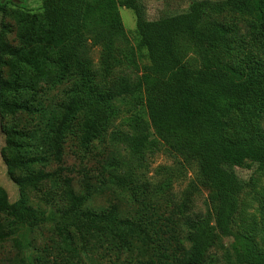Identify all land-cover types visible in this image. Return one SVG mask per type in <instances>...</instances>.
Returning <instances> with one entry per match:
<instances>
[{"label":"trees","instance_id":"16d2710c","mask_svg":"<svg viewBox=\"0 0 264 264\" xmlns=\"http://www.w3.org/2000/svg\"><path fill=\"white\" fill-rule=\"evenodd\" d=\"M5 5L0 0V13ZM120 8L134 13L137 47L145 50L149 62L135 77L123 69H137V62ZM225 8L249 18L251 28L256 29L253 44L260 48L264 0H199L185 12L157 20L147 19L138 0H41L37 12L16 11L17 44L6 40L7 27L0 32V107L10 113L15 110L12 116L19 118L16 125L1 126L7 137L2 159L12 180L20 185L36 178V190L54 181L55 172L41 167L61 160L67 135L77 130L79 146L86 151L123 106L131 110L128 123L135 133H119L116 138L129 154L140 163L146 154L163 148L175 158L196 162L202 184L209 190L212 215L185 217L184 202L179 211L183 236L161 237L158 227L151 229L155 221H161L157 212L152 220L154 214L130 219L117 204L96 208L92 201L102 191L100 184L84 178L83 190L77 193L66 180L62 215L68 222L58 226L63 247L55 248L56 256L48 247L35 255L21 249L31 246L27 231L37 224L19 220L0 188V243L12 241L19 250L14 264H83L80 249H88L87 240L93 235L111 240L118 250H137L148 257L140 264H204L215 241L231 237L229 264H264V251L257 249L251 235L232 233L243 189L234 168H264V59L224 60L236 33L234 25L215 18ZM92 46L100 48L103 80L96 85L88 54ZM190 52L200 64L198 69L186 61ZM201 70L220 71L223 78L207 81ZM64 82L70 84L69 91L54 100L45 86L54 88ZM140 104L147 119L135 109ZM223 173L231 186L216 190ZM110 177L111 183L126 186L124 175ZM20 194L25 214L42 212L28 205L24 188ZM164 218L168 225L161 223V233L176 231H167L173 220Z\"/></svg>","mask_w":264,"mask_h":264},{"label":"rangeland","instance_id":"374dc122","mask_svg":"<svg viewBox=\"0 0 264 264\" xmlns=\"http://www.w3.org/2000/svg\"><path fill=\"white\" fill-rule=\"evenodd\" d=\"M194 1L199 0H138L143 5L149 20L185 12ZM209 1L221 3L223 0ZM2 3L6 5L4 12L0 13V32L3 27H7L6 40L16 45V11L19 8H25L37 12L41 0H2ZM119 13L127 32L129 45L136 51L137 62V69L135 67L123 69L127 75L135 77L149 65V62L145 50H138L137 47L139 38L136 33L134 13L125 8H120ZM215 18L236 27L235 35L228 43L229 50L223 54L225 61L264 59V39L258 40L260 48L257 44H253L256 29L251 28L250 20L245 14L225 8ZM88 54L94 70L92 83L96 85L103 80L101 78L100 48L92 46L88 49ZM186 56V61L192 67L196 69L200 67L193 53H187ZM201 71L207 81L223 78L221 72L217 70ZM105 80L111 81V77L106 76ZM45 88L54 100H60L64 98V91H69L70 84L64 82L54 88L46 86ZM121 108L122 112L111 121L102 137L94 140L86 151L79 146L77 130L73 131L71 135H67L63 143L61 160L41 167L45 172H55L54 181H46L41 189L36 190L37 180L33 177L25 182H20V185L16 184L9 175V167L2 159V150L7 137L3 134L1 126L6 123L16 125L19 118L12 116L15 110L10 113L0 107V188L6 193V201L14 208V213L19 220L26 223L25 225L37 224L28 230L30 232L27 231V235L23 231L24 236L26 235L29 241L32 240L29 248L24 246L25 248L21 249L23 252L29 249L33 254L38 255L42 248L48 247L50 254L56 256L55 248L63 247L58 226L66 225L68 222L65 215H62L66 203L63 193L66 180L71 181L72 187L77 193L83 190L84 178H90L92 183L100 184L102 191L92 201V206L96 208L105 209L109 207V204H117L122 214L130 219L146 218L154 214L152 220L156 218L155 213L157 212L161 216V221H155L151 229L158 227L161 237L179 233V236H183L184 233L180 232L183 225L179 211L184 202L187 205L185 211L182 212L185 217H211L212 209L207 200L209 190L202 184L197 163L175 158L163 148L146 154L144 160L138 163L135 157L129 154L127 146L121 142V139L116 138L119 133H135L128 123L131 110L123 106ZM135 109H139V114L147 119L142 104L135 106ZM261 127L264 129V119ZM234 173L239 182L243 184V189L239 194V208L233 219L232 233L234 235H251L257 249L264 251V168L259 169L255 166L234 168ZM112 174L127 177L126 186L111 183L110 175ZM16 175H20V172L17 171ZM230 186L229 176L223 173L219 176L214 189H225ZM22 188L28 198V205L42 212L30 211L28 214L26 213L28 217L26 216L20 202ZM164 217L173 220L167 231L173 228L176 230L173 231L174 233H161V223L167 224L168 222ZM162 230L165 229L162 228ZM74 239L78 247H81L77 236ZM104 239L94 235L88 238L86 246L88 249H80L79 260L81 263L140 264V262L144 263L148 260V257H142L137 250L133 253L121 251L112 245L111 240ZM231 241V237L216 240L214 245L207 250L204 264H229L227 255L231 254L229 245ZM82 246L84 247V245ZM18 251L12 241L0 243V264H14ZM49 257L51 258V256Z\"/></svg>","mask_w":264,"mask_h":264}]
</instances>
